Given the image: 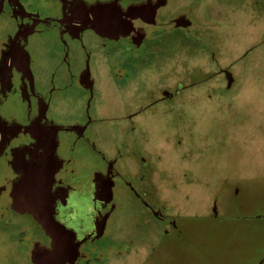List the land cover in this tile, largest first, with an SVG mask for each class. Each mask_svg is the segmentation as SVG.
<instances>
[{"label": "flooded vegetation", "instance_id": "1", "mask_svg": "<svg viewBox=\"0 0 264 264\" xmlns=\"http://www.w3.org/2000/svg\"><path fill=\"white\" fill-rule=\"evenodd\" d=\"M106 4L126 15L128 34L93 28L94 9ZM190 4L203 6L193 0H0V264H37L53 249L44 212L75 234L76 260L64 264H123L124 257L156 264L141 255L150 235L163 240L158 264L239 262L237 233L245 224L231 221V214L245 210L249 198L238 182L221 175L227 193L203 202L210 232L236 230L221 241L227 234H212L210 247H192L185 233L191 225L163 210L161 151L152 135L166 140V120L198 95L228 99L237 85L235 66L245 58L243 52L223 63L212 45L213 25L206 24L221 13L209 6L194 21L183 12ZM253 4L262 8L264 0ZM132 8L140 11L128 16ZM172 143L183 148L187 141L178 133ZM194 206L199 213L202 202ZM121 207L135 232L123 245L113 228Z\"/></svg>", "mask_w": 264, "mask_h": 264}, {"label": "rangeland", "instance_id": "2", "mask_svg": "<svg viewBox=\"0 0 264 264\" xmlns=\"http://www.w3.org/2000/svg\"><path fill=\"white\" fill-rule=\"evenodd\" d=\"M193 1L203 4L201 9L191 8L190 4L183 12L194 21L200 19L209 6L221 13V20L206 23L213 25L212 45L221 61L228 63L243 52L245 58L235 66L237 85L228 99L215 95L207 100L198 95L199 98L187 101L166 120L168 123L162 130L166 140L152 135L151 143L161 151L158 152L161 155L159 169L163 178H159V183L164 188L161 198L167 201L163 210L168 214L179 213L185 226L191 225L192 230L187 228L185 233L192 247L193 244L210 247L214 245L211 242L215 233L205 225L209 222L204 214L209 210L203 202L227 193L225 183L219 180L221 175L238 182L244 197L249 198L245 210L231 214V221L236 223L239 219L245 224L237 233L241 252L238 263L259 264L264 260V7H254L255 0ZM178 133L187 141L183 148L173 146V138ZM186 200L191 204H186ZM199 202L202 209L197 213L199 206L195 208L194 204ZM126 210L121 207L113 226L115 242L121 245L126 238L135 236L133 219ZM189 212L196 214L189 215ZM235 232L224 230L215 235L227 234V238L220 235L218 241H221L230 239ZM147 240L144 244L148 248L142 249L141 255L152 256L153 262L163 263L156 257L161 253L163 240L152 235ZM142 243L136 244L142 246ZM187 249H191L187 253L193 254L191 247ZM171 252L170 256L180 257L178 251ZM121 263L130 264L131 258L124 257ZM106 264H110L109 261Z\"/></svg>", "mask_w": 264, "mask_h": 264}, {"label": "water", "instance_id": "3", "mask_svg": "<svg viewBox=\"0 0 264 264\" xmlns=\"http://www.w3.org/2000/svg\"><path fill=\"white\" fill-rule=\"evenodd\" d=\"M139 8L130 9L128 16L137 14ZM94 20L93 28L100 34L118 37L128 34L131 24L125 18V14L121 12L115 4H106L96 7L93 11ZM33 173L29 174L31 187L33 186ZM51 209L50 205H45L44 209ZM50 213L41 214V223L48 235L53 239V249L40 255L37 264H64L66 262H74L77 257L78 245L74 243L75 234L67 230L64 226L56 223Z\"/></svg>", "mask_w": 264, "mask_h": 264}]
</instances>
